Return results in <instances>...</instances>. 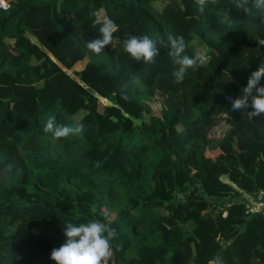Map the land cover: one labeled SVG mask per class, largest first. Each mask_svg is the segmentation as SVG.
<instances>
[{
  "label": "trees",
  "instance_id": "obj_1",
  "mask_svg": "<svg viewBox=\"0 0 264 264\" xmlns=\"http://www.w3.org/2000/svg\"><path fill=\"white\" fill-rule=\"evenodd\" d=\"M2 1L0 173L13 164L23 174L7 170L0 187V264H54L64 224L103 219L101 211L117 232L109 264H210L215 256L264 264V218L247 214L220 181L251 195L264 189V115L233 111L225 99L240 96L264 63L255 10L231 7L230 20L222 16L228 0L203 13L195 0ZM105 16L119 30L97 55L85 42L102 38ZM176 21L187 54L208 58L180 83L168 48L158 43L146 64L122 45L128 34L159 41ZM49 116L86 131L54 138L44 132ZM221 124L227 133L209 140Z\"/></svg>",
  "mask_w": 264,
  "mask_h": 264
},
{
  "label": "clouds",
  "instance_id": "obj_2",
  "mask_svg": "<svg viewBox=\"0 0 264 264\" xmlns=\"http://www.w3.org/2000/svg\"><path fill=\"white\" fill-rule=\"evenodd\" d=\"M220 0H195L198 10L203 13L205 8L216 5ZM231 7L242 10L244 13H252L255 10L256 18L259 17L264 22V0H228L222 9L224 19H231L229 12ZM119 30V26L109 17L105 16L99 27L102 34L101 39H94L85 42L87 49L99 55L104 52L105 46L111 44L115 39L114 33ZM158 43L169 49L168 56L172 58L175 68L172 72L174 81L183 82L188 70L196 69L206 63L207 57L203 54L190 56L186 50L188 44L183 35H176L172 32L166 33L159 41L153 40L148 35L128 34L122 41L123 50L130 55L134 61H143L151 64L158 56ZM264 63H259L256 70L252 71L247 79V84L242 87L241 95L238 97L226 96L225 99L231 102L233 111L251 109L250 115L257 117L264 115ZM127 86L121 85L122 98L127 99L125 93ZM86 131L82 122L73 125L58 124L55 118L49 116L44 127V132L52 133L54 138H66L69 135H79ZM97 166H99L97 164ZM15 166L7 165V170L12 171ZM17 177L23 174V169L15 167ZM103 219H91L86 223L75 224L66 222L63 234L66 241L58 248H53L50 259L54 264H109L114 255L112 241L117 237L116 229L111 227L112 220L108 211H101ZM120 246L115 247L119 251ZM210 264H225L221 256L213 257Z\"/></svg>",
  "mask_w": 264,
  "mask_h": 264
},
{
  "label": "rangeland",
  "instance_id": "obj_3",
  "mask_svg": "<svg viewBox=\"0 0 264 264\" xmlns=\"http://www.w3.org/2000/svg\"><path fill=\"white\" fill-rule=\"evenodd\" d=\"M171 32L176 34V35H183V32H182V27L180 26L179 22L176 21L174 22V27L173 29H171ZM32 40V39H31ZM197 52H201L202 50L200 48H197L196 50ZM100 100V99H99ZM149 101H153V102H156L154 101L152 98L149 100ZM148 101V102H149ZM101 104L103 105H108V102L107 101H104V100H100ZM152 105V104H150ZM152 106L155 107V110L157 109V107H159L158 103L156 104H153ZM145 119H143L144 121ZM227 133V128L226 126H224L223 124H221L219 127L215 128L214 130L211 131V133L209 134V140H219L220 138H222L225 134ZM198 169H203V165H198L197 166ZM10 174L8 173L7 170H3L1 173H0V187L1 186H5L7 184H9L10 182ZM177 201H180L182 200V198L178 197L176 199ZM108 202L110 204V206H114L116 204V199L115 197L113 196H109V199H108Z\"/></svg>",
  "mask_w": 264,
  "mask_h": 264
},
{
  "label": "built area",
  "instance_id": "obj_4",
  "mask_svg": "<svg viewBox=\"0 0 264 264\" xmlns=\"http://www.w3.org/2000/svg\"><path fill=\"white\" fill-rule=\"evenodd\" d=\"M0 8H6V3L2 0H0ZM225 179V176L220 177V181H225ZM238 195L244 204L247 214L259 215L264 218V189L253 195L240 191Z\"/></svg>",
  "mask_w": 264,
  "mask_h": 264
},
{
  "label": "crops",
  "instance_id": "obj_5",
  "mask_svg": "<svg viewBox=\"0 0 264 264\" xmlns=\"http://www.w3.org/2000/svg\"><path fill=\"white\" fill-rule=\"evenodd\" d=\"M262 120V124H264V119H261ZM226 178V177H225ZM221 182L225 183L226 185L230 186L231 188L234 189L235 192H240V190H238L234 185H232L231 183H229V181L227 180V178L225 179V181H222Z\"/></svg>",
  "mask_w": 264,
  "mask_h": 264
}]
</instances>
